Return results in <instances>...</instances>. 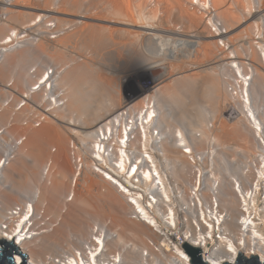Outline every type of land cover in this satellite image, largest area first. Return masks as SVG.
<instances>
[{
	"label": "bare ground",
	"instance_id": "1",
	"mask_svg": "<svg viewBox=\"0 0 264 264\" xmlns=\"http://www.w3.org/2000/svg\"><path fill=\"white\" fill-rule=\"evenodd\" d=\"M33 1L18 0L12 15L10 11L12 22L27 24L40 18L55 23V33L60 34L56 39L42 35L35 48L24 47L6 56L0 64V80L14 78L15 89L23 94L33 80L30 68L55 64L63 71L56 83L65 86L68 101L40 127L22 124L30 106L15 114L20 123L14 131L26 134L27 141L10 167L0 172V243L18 247L17 264H179L182 257L187 258L179 242L197 245L208 253L210 264H234L237 256L258 257L264 264V167L254 159L260 152L251 132L252 122L242 117L231 127L222 121V105L234 101L243 112L240 96L243 100L247 96L259 114L264 111V42L256 44L249 37L250 45H243L244 36H252L258 21L264 22V0H211L215 15L210 20L208 12L192 9V0H109L106 9L100 0H53L55 6L52 0H44L47 8L40 7L41 3L31 7ZM164 5L177 8L179 23L167 22L165 27L157 22L156 7ZM203 5H208L207 0ZM32 8L39 12L28 10ZM245 23L246 28L240 29ZM8 29L9 25L0 26V41ZM137 36L142 37L140 49L147 55L138 57L139 67L156 84L148 86L146 91L153 90L149 95L135 99L134 108L143 112L144 106L153 102V111L147 110L141 125L146 129L149 124L144 119L149 113L156 114L162 142L156 145L154 157L148 146L157 143L158 137L153 132L146 134L144 145L151 163L143 158L142 178L148 191L130 197L91 169L95 163L91 156L75 166L69 141L73 135L88 141L96 128L126 106L121 88L116 91L113 87L121 75L113 77L123 54L136 52V38L133 43L131 39ZM73 46L81 53L72 51ZM189 60L194 63L190 62L192 68L186 71ZM43 74L40 70L36 80ZM90 77L105 87L97 96L85 90ZM231 80L230 91L226 82ZM198 81L203 82L200 98L193 94ZM6 83L2 85L6 87ZM93 83L94 90L100 88V83ZM222 84L226 96L221 93ZM0 91L7 92L2 87ZM209 98L214 108L202 102ZM13 110L7 107L0 122L7 121ZM208 115L217 122L212 137L216 151L205 163L208 172L198 175L179 147V136L181 140L187 138L184 133L193 137L196 124ZM54 118L72 126L70 134L63 132ZM173 121L179 123L177 127L171 125ZM125 131L126 136L119 127L110 155L115 154L117 163L126 167L129 158L134 157L135 163L138 159L131 147L137 143L132 139L135 133ZM126 139L130 143H124ZM136 139L143 140L139 128ZM44 143L56 144L59 153L46 156ZM78 152L86 155L81 149ZM261 158L264 160L263 154ZM160 184L164 189L156 191ZM180 184L178 192L175 186ZM192 190L198 193L196 207L191 204Z\"/></svg>",
	"mask_w": 264,
	"mask_h": 264
},
{
	"label": "built area",
	"instance_id": "2",
	"mask_svg": "<svg viewBox=\"0 0 264 264\" xmlns=\"http://www.w3.org/2000/svg\"><path fill=\"white\" fill-rule=\"evenodd\" d=\"M18 0H0V26L1 25H9V29L6 33V36L0 41V64L5 61L6 56L11 55L24 47L27 48H35L39 43L42 35H46L50 39H56L60 33L56 32V26L53 22L45 23L40 21V18L33 19L30 23L20 24L12 22L10 18V11L12 15V10L16 6V2ZM210 1L207 0L208 5L204 6V0H192V9L196 11H204L208 12L209 20L213 18L215 15V9L210 6ZM213 8V9H212ZM259 24L254 26L253 35H245L243 44L244 46H249L251 43L252 37L255 40V43L264 42V22L258 21ZM43 26L39 30V27ZM239 47V49H242ZM228 50V47H227ZM235 59V57H234ZM227 62V61H226ZM31 67V66H30ZM29 67V68H30ZM28 68V69H29ZM236 69L235 66H233ZM44 73L43 78L40 81H37L35 75L39 73V71ZM62 70L55 64H51L50 66H41L36 65L30 68L29 74L30 79H33L31 83L27 84L25 93L21 94L15 89L16 80L14 78L10 79V81L6 84V88L8 89L6 95L3 99H0V116L4 114V111L7 107H13L12 116L3 123L0 122V172L2 173L6 169H8L11 163L16 159L18 150L24 146L27 141V135L21 134L19 132H15L14 128L16 124H19L20 121L15 119L16 113L18 111H24L29 106L31 107V111H27L24 118L21 120L22 124L25 128H28L30 123H32L36 127H40L44 122H46L50 117L53 116L57 111L64 109L67 105L68 101V93H66V88L62 84L56 83V78L60 77L62 74ZM229 83V89L231 82H226V85ZM238 85V84H237ZM152 87V86H150ZM148 86L138 85L137 88L133 89L132 96L130 100L126 102V106L116 112L114 116L107 122L102 123L90 136L89 140L86 142H82L81 140H73L70 144V154L73 158V163L76 166L77 164H81L85 162L86 156L89 155L94 160L93 169L100 176L104 177L106 180L110 181L114 186L118 188V190L127 196H133V194H142L148 191V187L144 178H142V171L144 163L143 158H147L149 164L151 160L148 158V153H146L144 142L146 140V134L150 135L151 132L154 133L155 137H158L152 145L149 143V150L152 151L153 156L155 157V147L158 143L162 142L161 132L156 125L157 116L153 114V112L148 115V118L144 119L146 124L149 126L146 129L142 128V116L146 115L147 110L151 109L154 106L153 102H151L150 107L145 105L143 112H139L138 109L135 108V99H139L137 97V93L140 91L142 96L149 95L153 90L146 91ZM146 91V92H145ZM231 91V89H230ZM40 95H44L43 97H39ZM234 98L238 99V96ZM241 103L243 104V112L239 108V106L232 101L229 103V107L231 110L228 112L229 119L232 118V114L238 116V120L242 117H245L249 122H252V127L250 124L251 132L253 136L256 137V144L258 146V150L260 152L259 155H255L254 159L260 162L262 161V166L264 167V160L261 158V155H264V111L262 113L257 112V108L255 104L250 103L248 97H245L243 100L242 96H240ZM135 107V108H134ZM137 118V119H136ZM119 127L122 128L124 135L126 136L125 129L128 132H134L135 136L132 137L134 142L131 146L135 152L134 156H136L137 163H135L134 157L132 160L129 158L127 161L126 167L117 163V157L110 155L113 152L115 145L114 142L117 139V133ZM115 129V132H112L110 129ZM140 129L142 135V142L137 141L136 132L137 129ZM216 120L214 117H211L207 120L206 124L201 128L197 129L196 133L193 137H189L187 133L184 135L187 138H183L181 140V136H179V147L182 150V153L185 155L187 162L193 167V173L200 175L203 172V175L208 172V168L205 165L206 161H208L216 148H214V133H216ZM206 136L207 140H203L204 136ZM211 137L210 139H208ZM131 139V138H130ZM204 142V143H203ZM124 143H130L128 139L125 140ZM203 143L202 145H199ZM81 149L86 155H80L78 150ZM55 152V150H54ZM91 153V154H87ZM121 156V153H119ZM102 156V158L100 157ZM212 159V158H211ZM108 160V164L106 165V161ZM117 163V164H116ZM52 161L49 162L48 167L45 170V176L50 171V166ZM257 165V164H256ZM81 165L79 166V168ZM140 167V168H138ZM83 169V168H82ZM99 169L104 170L99 171ZM94 172V173H95ZM137 173V176L134 177L131 173ZM82 173V170H81ZM95 173V174H96ZM79 174V172H78ZM97 174V175H98ZM98 175V176H99ZM81 177V176H80ZM170 185V183H169ZM171 186V185H170ZM156 191H162L164 189V185L160 184V187L157 188ZM176 191L181 190L180 186H175ZM190 199L193 207L197 206L198 202V193L195 190L191 191ZM135 204L134 202H132ZM182 250V248H181ZM183 251V250H182ZM184 252V251H183ZM201 255L204 261L210 262L207 260L208 253L201 252ZM179 264H188L187 258L182 257Z\"/></svg>",
	"mask_w": 264,
	"mask_h": 264
},
{
	"label": "rangeland",
	"instance_id": "3",
	"mask_svg": "<svg viewBox=\"0 0 264 264\" xmlns=\"http://www.w3.org/2000/svg\"><path fill=\"white\" fill-rule=\"evenodd\" d=\"M41 1V2H40ZM53 1V0H52ZM56 1V0H55ZM55 1H53V2H50V3H53V5L55 4ZM116 1V0H115ZM121 1V0H120ZM119 1V2H120ZM123 1V0H122ZM100 2H101V7H103V8H107V7H110V2H109V0H100ZM40 3L42 4V5H40ZM32 5H31V7H33V6H37V5H40V7H46V5L44 4V0H35V1H33V3H31ZM151 4V2L149 1V3H148V5H150ZM171 6H172V4H170ZM169 5V6H170ZM55 6V5H54ZM168 5H166V7H167ZM169 6L167 7L168 9H166L165 8V5H164V7L163 6H158V7H156V10L158 11V12H156L155 13V16L158 18L157 19V22H162V24H163V26H165V27H167V25H168V23H169V25L170 24H172V22H176V21H178V19L177 18H175V15L177 16V14L178 13H176L175 11L177 10V8H173V7H175L174 5H173V9H169ZM177 7V6H176ZM47 8V7H46ZM21 9V8H20ZM105 9H104V11H105ZM154 9H155V7H154ZM30 12H32V13H37V12H39V11H36L34 8H32V9H28ZM172 11L171 12V14L169 13H167V12H164V11ZM169 11V12H170ZM158 13V14H157ZM165 13V14H164ZM157 14V15H156ZM167 15V16H166ZM168 15H170L169 16V18H168V20L166 19L167 17H168ZM171 18V19H170ZM175 19H177V20H175ZM27 20H28V18H27ZM167 20V21H166ZM250 22L251 21H254L253 19L252 20H249ZM168 22V23H167ZM249 22V23H250ZM176 23H179V21L178 22H176ZM165 24V25H164ZM247 24H248V22H247ZM247 24L245 23V25H243L240 29H242V28H246L245 26H247ZM41 28H43V27H41ZM136 29H138V28H136ZM240 31V30H239ZM236 32H238V31H236ZM236 32H234V33H236ZM135 38H136V40H135ZM142 37H139L138 38V36L137 37H134V38H132L131 39V43H133V40H135L136 42L134 43V44H138L135 48H136V52L135 53H133L134 55L135 54H139V56L138 55H135L137 58L138 57H140V56H146L147 57V55H145L143 52H142V49H140V47H142L143 48V41H142V39H141ZM138 40H139V42H138ZM140 44V45H139ZM131 45H133V44H131ZM75 46V45H74ZM73 46V47H74ZM134 46V45H133ZM72 47V51H75V53H76V51L77 52H79V50L78 49H76L75 47L73 48ZM138 47V48H137ZM134 48V47H133ZM142 52H140V53H138L139 52V50ZM138 50V51H137ZM79 53H81V52H79ZM128 54L129 53H126V54H123L122 56V58H120V61H121V64H119L118 65V74H117V76L115 75V77H113L114 78V80H115V78L116 77H118V75H121V77L123 76H125L124 78H121L120 76L118 77L120 80H118L117 78V83H116V81L115 82H113V84L115 83L116 85H117V87H115L116 85L114 84H112L113 85V87L115 88V90L117 91L119 88H121V89H119L120 90V92L121 93H123L121 96H122V100H123V102L122 103H125V102H127L128 100H130L131 98H133V96H132V93H133V89L134 88H137L138 87V85H143V86H154V84H156V83H152V81L154 82V80L152 79V77L148 74V72H145V71H143L142 69H141V67H139L140 66V64H139V58L138 59H136V57H134V55H132L131 53L129 54V56H128ZM141 54V55H140ZM130 56H132V57H130ZM130 58V59H129ZM132 58V59H131ZM133 58H134V60H133ZM126 60L125 62L126 63H124V60ZM127 59H129V60H127ZM135 59H136V61H135ZM199 59H202V56L199 58ZM65 61H68L66 58H65ZM134 61V63H136V64H134V63H132V62ZM193 60H189L188 61V63H187V65H186V62H184V63H182L184 66L186 65L187 66V68H186V66L184 67L185 69H186V71L187 70H189V69H191L192 68V66H190V68L188 67V65H190L189 63L190 62H192ZM59 63L61 62V63H63L64 64V61H58ZM67 63V62H66ZM129 63V64H128ZM192 63H194V62H192ZM68 64H69V62H68ZM132 65V66H131ZM137 65V66H136ZM183 65H181L182 67H183ZM29 67V66H28ZM27 67V68H28ZM122 67V68H121ZM124 67V68H123ZM126 67V68H125ZM129 68H131V69H129ZM123 69V70H122ZM127 69V70H126ZM185 69H183V71H185ZM201 68H199V70H200ZM137 70V71H136ZM194 70H197V69H194ZM119 72H120V74H119ZM130 72H132V73H130ZM126 73H128V74H126ZM189 73V72H188ZM128 76V77H127ZM7 80H8V76L7 77H5ZM5 78H2L1 80H0V83H1V85H0V87H2V89L4 88V90L5 91H7L8 89L5 87V86H3L2 84H4L5 82H9V80L11 79V77L9 78V80L8 81H6V79ZM93 78V79H92ZM122 79V80H121ZM5 80V82H3ZM91 81H96V82H91ZM98 79H96V77H90V80H88V81H86V83H85V87H86V89L85 90H87V91H89V95L90 94H92V96H97V94H99V92H102V90L101 89H103V91H104V89H105V87L103 86V83L101 84V81H99ZM201 82V83H200ZM16 83H17V81H16ZM90 83H91V85H92V83L93 84H95V86L97 85V83H100V88L99 87H96V89L94 90V88L90 85ZM202 81H198L197 83H196V85H195V87L193 88V94L195 95V96H197V97H201L200 95H199V91L201 90V86H202ZM7 84V83H6ZM119 84V85H118ZM201 85V86H200ZM94 86V85H93ZM119 87V88H118ZM222 88V94L223 95H225L226 96V94H225V92H224V87H223V84H222V86H221ZM92 88V89H91ZM99 88V89H98ZM116 88H118V89H116ZM90 89V90H89ZM17 90V89H16ZM101 90V91H100ZM118 90V91H119ZM18 91V90H17ZM94 91V92H93ZM198 91V92H197ZM93 92V93H92ZM4 93V91L1 93V91H0V99H2L3 97H5V95H1V94H3ZM95 93V94H94ZM103 93H105V92H103ZM120 93V94H121ZM94 94V95H93ZM142 95V93L140 94V91L137 93V97H142L141 96ZM124 97V98H123ZM205 100V101H204ZM202 102H204L206 105L208 104L211 108H214L215 107V104L211 101V98H209V99H204ZM228 102V101H227ZM123 105V104H122ZM228 109V110H227ZM222 119H224V120H222L223 122H226L227 124H229V125H231V127H232V125L234 126V123H235V126H236V120L238 121V116L237 115H234V114H232V118L231 119H229V116H228V112H229V110H231V108L229 107V104H225V105H222ZM189 112V111H188ZM211 117H214L213 115H208V117L205 119V121H203V122H200L199 124H196L198 127L195 129V130H197V129H201L205 124H206V122H207V120L209 119V118H211ZM215 118V117H214ZM54 120H55V122H58L57 124H59L58 126H59V128L61 129V130H63V132H65V133H68V134H70V130L68 129L69 127H72V126H70V125H68L66 122L65 123H63V122H60L59 120H57V119H55L54 118ZM216 120V119H215ZM175 124H174V123ZM172 122V126L174 125V127H177V125L179 124V123H177L176 121H173ZM238 123V122H237ZM216 124H217V122H216ZM224 124V123H223ZM196 125H193V127L195 128L196 127ZM228 125V126H229ZM192 127V126H191ZM73 128V127H72ZM74 136V135H73ZM73 136H71L74 140L76 139H79V138H77L76 136L75 137H73ZM71 138V140L69 141L70 143L72 142V139ZM28 142H29V140H28ZM230 142H231V144H234L236 141H234V140H230ZM70 143H69V146H70ZM204 143V142H203ZM202 143V144H203ZM45 144V143H44ZM44 144H43V148L44 149H46L47 150V152L48 153H46V154H49V155H46V156H50V158H51V155H52V153H53V155H54V147L56 148L57 147V145L56 144H53V146H51V145H49V146H46L47 144H45V147H44ZM238 144H239V142H238ZM26 145H28V143L26 144ZM68 146V147H69ZM28 147H29V145H28ZM28 147H27V149H28ZM53 147V148H52ZM58 148V147H57ZM59 149V148H58ZM57 149V151H59ZM46 150H44V151H46ZM43 151V153H45ZM50 152V153H49ZM52 152V153H51ZM55 153H59V152H55ZM50 158H48V159H50ZM46 159H47V157H46ZM47 159V160H48ZM46 160V161H47ZM14 166V165H13ZM12 170H10V172H11ZM95 179V178H94ZM18 251H19V249H18ZM16 256V255H15Z\"/></svg>",
	"mask_w": 264,
	"mask_h": 264
},
{
	"label": "water",
	"instance_id": "4",
	"mask_svg": "<svg viewBox=\"0 0 264 264\" xmlns=\"http://www.w3.org/2000/svg\"><path fill=\"white\" fill-rule=\"evenodd\" d=\"M10 244L11 245H9L7 242L5 244L0 243V264H17L15 254H17L16 251L18 252V247L14 243ZM178 245L186 253L188 264H209L208 262L204 261L201 255V249L198 248L197 245H192L189 243L185 244L183 242H179ZM234 264H263V262H261L258 257H254L253 259H242L237 256Z\"/></svg>",
	"mask_w": 264,
	"mask_h": 264
}]
</instances>
